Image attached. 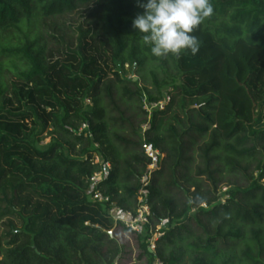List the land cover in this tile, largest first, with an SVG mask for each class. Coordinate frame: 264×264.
<instances>
[{
    "label": "trees",
    "instance_id": "1",
    "mask_svg": "<svg viewBox=\"0 0 264 264\" xmlns=\"http://www.w3.org/2000/svg\"><path fill=\"white\" fill-rule=\"evenodd\" d=\"M88 1L0 0V124L4 69L38 89L51 80L63 109L50 111L57 135L47 150L24 145L27 135L0 134V264H112L120 249L107 230L115 222L92 193L100 189L134 209L150 162L144 141L163 154L145 191L152 223L165 224L155 252L147 234L140 236L150 264L155 257L166 264H264V135L254 129V97L264 89V0H211L212 15L192 33L199 51L159 58L132 27L143 11L137 0H101L111 62L68 52L47 66L40 39L31 40L25 27ZM148 64L164 74L170 64L182 80L173 77L169 102L150 112L144 105L161 102L168 81L152 70L153 95L125 69ZM133 103L142 125L124 107ZM95 154L111 165L97 185L89 179L103 168ZM239 173L249 184L228 187L221 201L223 176ZM203 177L211 183L205 191ZM192 188L197 209L186 195Z\"/></svg>",
    "mask_w": 264,
    "mask_h": 264
},
{
    "label": "rangeland",
    "instance_id": "2",
    "mask_svg": "<svg viewBox=\"0 0 264 264\" xmlns=\"http://www.w3.org/2000/svg\"><path fill=\"white\" fill-rule=\"evenodd\" d=\"M103 3L101 0H90L86 3H80L77 9L72 12L44 18L37 26H33L30 29L25 27L24 32L28 34L31 40L40 39L39 43L44 47L47 66L58 59H62L68 52H75L80 57L98 55L104 63L111 62L112 50L107 42L103 28ZM156 65L148 64L140 72L132 69L129 65H126L125 69L128 77H133V79L137 77V80L141 77V85L146 87L153 95L158 93L151 71L155 70L159 79L166 78L168 83L161 87V91L164 94L161 100L163 103L161 108H164L170 100V95L174 94L171 79L174 77L176 84H180L182 80L170 64H168L165 74L161 72V69L155 68ZM1 78L7 90L3 99L4 114L0 124V134L9 135L10 133L18 132L20 137L27 135L24 145L35 147L41 151L47 150L54 143L57 135L53 132L50 111L63 113V109L59 104V90L53 87L51 80H47L48 83L46 85L49 86L48 88L41 89H38L39 83L18 81L14 71L11 69H4L1 73ZM91 91H94L93 87ZM254 99L256 101L254 129L262 131L264 135V89L257 93ZM84 106H91L89 97L84 99ZM124 107L126 109L129 107L127 114L133 115L134 123L142 125L143 115L139 114L137 104H126ZM19 119H23V124L18 131L16 122L20 121ZM83 127L84 124L81 129ZM23 129L26 130L23 131ZM9 140L12 144V137H9ZM262 143L260 142V144ZM79 151L80 145L76 147L74 152L79 153ZM22 160L23 162L25 161L23 157ZM198 162L199 160L197 159L194 164V171H196ZM253 168L254 165L250 169L252 170ZM256 175L257 172L254 173V176ZM200 181L203 185V191L210 188L211 183L206 177L201 178ZM248 184L249 180L243 173L237 175L227 174L223 176L222 182L219 184L218 195L221 201H224L228 187L229 189L233 188L234 185L245 187ZM194 191L195 189L192 188L190 192H186V195L193 204V208L197 209L199 202L198 197L193 194ZM205 204L203 203L202 206H205ZM107 234L115 239L120 249L118 257L112 264H150V258L143 249L144 240L142 237L124 229L120 225H115L108 229Z\"/></svg>",
    "mask_w": 264,
    "mask_h": 264
},
{
    "label": "clouds",
    "instance_id": "3",
    "mask_svg": "<svg viewBox=\"0 0 264 264\" xmlns=\"http://www.w3.org/2000/svg\"><path fill=\"white\" fill-rule=\"evenodd\" d=\"M142 12L132 19V27L142 34L155 57L195 55L199 42L192 33L211 16V0H137Z\"/></svg>",
    "mask_w": 264,
    "mask_h": 264
},
{
    "label": "built area",
    "instance_id": "4",
    "mask_svg": "<svg viewBox=\"0 0 264 264\" xmlns=\"http://www.w3.org/2000/svg\"><path fill=\"white\" fill-rule=\"evenodd\" d=\"M155 106H163L162 101L159 103H153L149 105L145 104V108L150 112ZM84 124V128H86ZM146 125H144V128ZM81 129V130H82ZM144 153L149 157L150 162L147 165V170L141 175L140 189L137 194V204L132 210L122 209L111 197L103 193L100 189H95L92 193V199L99 203L108 204V210L113 217L115 225H120L126 230L135 233L139 236L147 234L145 243L150 251L155 252L157 240L164 234L165 224L164 222L153 224L152 223V211L150 204L145 199L146 187L151 181L153 170L157 167L158 161L162 158L163 154L160 149L153 147L147 142L142 144ZM95 162H101L102 169L95 172L89 179L94 185H97L105 176L104 167L106 170L110 169L109 162H103L98 154L94 155ZM152 264H166L163 260L155 257Z\"/></svg>",
    "mask_w": 264,
    "mask_h": 264
},
{
    "label": "water",
    "instance_id": "5",
    "mask_svg": "<svg viewBox=\"0 0 264 264\" xmlns=\"http://www.w3.org/2000/svg\"><path fill=\"white\" fill-rule=\"evenodd\" d=\"M133 80L136 81L137 80V77H135Z\"/></svg>",
    "mask_w": 264,
    "mask_h": 264
}]
</instances>
